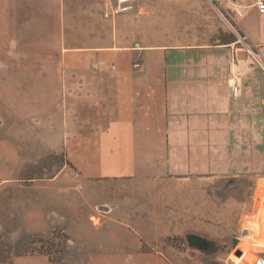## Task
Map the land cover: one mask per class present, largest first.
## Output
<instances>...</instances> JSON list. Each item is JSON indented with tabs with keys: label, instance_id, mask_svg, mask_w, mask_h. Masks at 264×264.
<instances>
[{
	"label": "rangeland",
	"instance_id": "374dc122",
	"mask_svg": "<svg viewBox=\"0 0 264 264\" xmlns=\"http://www.w3.org/2000/svg\"><path fill=\"white\" fill-rule=\"evenodd\" d=\"M64 5L58 23L45 8L12 33L0 14V264H53L40 253L52 242L66 247L64 257L54 254L58 264H264V110L253 112L251 159H241L244 169L227 188L190 176L82 179L61 140L75 57L56 43L83 32L84 20L106 22L109 32L114 25L101 17L102 0ZM171 9L168 0H138L125 25L157 16L168 29L139 31L135 42L194 36L187 23L195 17ZM10 38L31 44L10 47ZM94 64L86 68L95 71ZM192 236L207 247L192 245Z\"/></svg>",
	"mask_w": 264,
	"mask_h": 264
},
{
	"label": "crops",
	"instance_id": "0c3cea01",
	"mask_svg": "<svg viewBox=\"0 0 264 264\" xmlns=\"http://www.w3.org/2000/svg\"><path fill=\"white\" fill-rule=\"evenodd\" d=\"M168 1L171 12L180 9L195 17L187 23L194 26V36L135 42L139 31L154 36L168 29L167 22L156 16L157 22L149 19L147 25L140 20L125 25L138 0L131 13L105 19L102 0L101 17L112 21L111 32L106 22L92 27L84 20L83 32L57 39V46L67 45L64 53L75 57L73 63L68 60L63 89L61 140L82 179L146 182L190 176L219 190L221 183L224 188L236 183L244 169L241 159H251L253 112L264 110L261 74L208 0ZM256 2L234 0L241 17L231 4L220 5L253 43L264 45V13ZM45 8L57 14L58 23L64 0H0L5 32L21 30L29 15H41ZM7 42L10 47L31 44L27 38ZM90 62L98 65L95 71L86 68ZM233 84L240 89L237 100L231 97Z\"/></svg>",
	"mask_w": 264,
	"mask_h": 264
},
{
	"label": "built area",
	"instance_id": "2783aa9c",
	"mask_svg": "<svg viewBox=\"0 0 264 264\" xmlns=\"http://www.w3.org/2000/svg\"><path fill=\"white\" fill-rule=\"evenodd\" d=\"M137 0H106V7L103 11V17L105 19L114 18L118 15L131 13L135 9ZM209 3L215 8L222 19L231 27L236 37V43L242 46L251 56L252 59L264 70V45H257L253 43L250 38L243 33L238 26L233 22L232 12L224 10L220 3L225 2L232 5L233 14L237 17L242 16L241 9L233 5L234 0H208ZM256 7L259 13H264V0H257ZM95 69L98 68L97 64H94ZM140 64L136 61L133 64V68L138 69ZM240 95V89L236 84L231 85V97L233 100H237Z\"/></svg>",
	"mask_w": 264,
	"mask_h": 264
},
{
	"label": "trees",
	"instance_id": "16d2710c",
	"mask_svg": "<svg viewBox=\"0 0 264 264\" xmlns=\"http://www.w3.org/2000/svg\"><path fill=\"white\" fill-rule=\"evenodd\" d=\"M49 246V250H44V248L41 249L40 253L44 254L45 256H47L48 260L53 263V264H58V261H54V254L60 253V255H63L66 253V247H60L59 245H55V243H51L48 245ZM59 247V248H58ZM59 259V257H57ZM60 260H62V258L60 257Z\"/></svg>",
	"mask_w": 264,
	"mask_h": 264
},
{
	"label": "water",
	"instance_id": "95a60500",
	"mask_svg": "<svg viewBox=\"0 0 264 264\" xmlns=\"http://www.w3.org/2000/svg\"><path fill=\"white\" fill-rule=\"evenodd\" d=\"M237 241H238V239L233 240V243H232L233 247L237 244ZM189 242L192 245H202L204 247H207V243L205 241H203L202 239L198 238L197 236L190 237Z\"/></svg>",
	"mask_w": 264,
	"mask_h": 264
}]
</instances>
